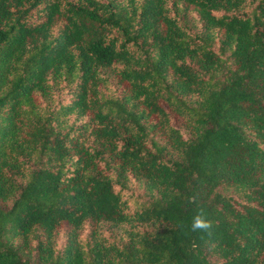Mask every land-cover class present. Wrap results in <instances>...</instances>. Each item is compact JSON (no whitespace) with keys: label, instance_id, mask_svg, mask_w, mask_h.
Returning <instances> with one entry per match:
<instances>
[{"label":"trees","instance_id":"obj_1","mask_svg":"<svg viewBox=\"0 0 264 264\" xmlns=\"http://www.w3.org/2000/svg\"><path fill=\"white\" fill-rule=\"evenodd\" d=\"M0 264H264V0H0Z\"/></svg>","mask_w":264,"mask_h":264},{"label":"clouds","instance_id":"obj_2","mask_svg":"<svg viewBox=\"0 0 264 264\" xmlns=\"http://www.w3.org/2000/svg\"><path fill=\"white\" fill-rule=\"evenodd\" d=\"M212 228V223L205 218V213L201 209L196 215L193 216L192 222L190 225V230L192 232H205L209 235L211 234L210 230Z\"/></svg>","mask_w":264,"mask_h":264},{"label":"rangeland","instance_id":"obj_3","mask_svg":"<svg viewBox=\"0 0 264 264\" xmlns=\"http://www.w3.org/2000/svg\"><path fill=\"white\" fill-rule=\"evenodd\" d=\"M128 185H129L130 187H134V186L136 185V181L133 180L132 178H130V180H129V182H128Z\"/></svg>","mask_w":264,"mask_h":264}]
</instances>
